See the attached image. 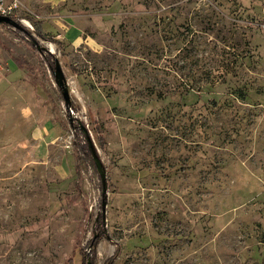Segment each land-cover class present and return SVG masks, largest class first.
<instances>
[{
    "label": "rangeland",
    "instance_id": "obj_1",
    "mask_svg": "<svg viewBox=\"0 0 264 264\" xmlns=\"http://www.w3.org/2000/svg\"><path fill=\"white\" fill-rule=\"evenodd\" d=\"M18 1L0 264H264V0Z\"/></svg>",
    "mask_w": 264,
    "mask_h": 264
},
{
    "label": "water",
    "instance_id": "obj_2",
    "mask_svg": "<svg viewBox=\"0 0 264 264\" xmlns=\"http://www.w3.org/2000/svg\"><path fill=\"white\" fill-rule=\"evenodd\" d=\"M0 24H5V25L11 26L12 28H15V29H22L20 23H18L17 21H15L13 19L8 18V17L0 16ZM33 44L36 45L37 48H39L37 42L34 41ZM52 72L54 75L55 82L61 90V94H62L65 106L70 107L71 101H70V97H69L68 90L66 87L63 71L59 65V62L56 59L54 60V67L52 68ZM79 129L82 131L83 135L85 136L87 147L89 149V152L92 155L94 164H95L96 169L100 175L101 182L104 184L105 174H104V171L102 169V164L98 158L97 151L95 150L93 141L91 140V137L89 136V133L86 130L85 126L83 124H81V122H79ZM103 205H104V202H102V206ZM102 212H104L103 209H102ZM87 264H90V262L88 261Z\"/></svg>",
    "mask_w": 264,
    "mask_h": 264
},
{
    "label": "built area",
    "instance_id": "obj_3",
    "mask_svg": "<svg viewBox=\"0 0 264 264\" xmlns=\"http://www.w3.org/2000/svg\"><path fill=\"white\" fill-rule=\"evenodd\" d=\"M20 8L18 0H0V16L8 17L18 23H26V21L18 17L17 12Z\"/></svg>",
    "mask_w": 264,
    "mask_h": 264
},
{
    "label": "trees",
    "instance_id": "obj_4",
    "mask_svg": "<svg viewBox=\"0 0 264 264\" xmlns=\"http://www.w3.org/2000/svg\"><path fill=\"white\" fill-rule=\"evenodd\" d=\"M19 30H23V29H19ZM27 35L31 37V35H30L29 33H27ZM37 35L40 36V33H37ZM32 47L35 48V50H37V51L42 55V52H43V51L40 49V47L37 48V47H36L35 45H33V44H32ZM48 58L51 59L52 57L49 56ZM80 132L82 133L81 130H80ZM82 134H83V133H82ZM86 145H87V144H86ZM87 150H88V152H89L88 147H87ZM97 242H98V236L95 235V236L93 237L92 241H91V246H95Z\"/></svg>",
    "mask_w": 264,
    "mask_h": 264
}]
</instances>
